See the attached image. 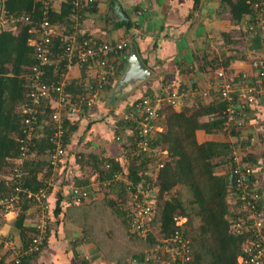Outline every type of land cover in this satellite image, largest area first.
Here are the masks:
<instances>
[{
    "label": "trees",
    "instance_id": "1",
    "mask_svg": "<svg viewBox=\"0 0 264 264\" xmlns=\"http://www.w3.org/2000/svg\"><path fill=\"white\" fill-rule=\"evenodd\" d=\"M97 4L98 0H95L86 11H96ZM221 7V15L229 16L237 28L221 33L224 44L221 55L206 54L198 57L200 72L209 73L218 67L228 69L238 57L246 58L248 49L256 47L259 50L260 47L258 38L250 40L247 34L238 29L245 15L251 12L250 4L246 0H221ZM72 8L71 0H66L59 12L51 11L52 21L70 26ZM0 13H5L6 16L28 15L35 25L43 17V4L41 0H0ZM32 25L22 24L14 29L4 27L0 32V173L10 172L12 160L20 154V143L16 136L24 134L25 115L22 105L29 98L32 67L37 61L34 47L30 44V38L36 36L30 31ZM122 26L129 30L133 22H122ZM133 40L136 41L135 38ZM61 44L57 37L53 49L54 57L61 52ZM126 61L127 57L118 66V72L124 68ZM47 77L49 82L59 78L56 65L47 67ZM209 78L211 83L204 89L197 83L192 84L191 88L187 85L179 86V90L191 89V92L196 93L191 104H186L181 110L172 106L166 107L164 118L158 122L163 129L156 132L151 144L152 147L163 146L167 150L165 157L153 151H143L139 157L131 158L127 162L128 169L125 170L121 155L108 156L86 150L76 153L75 161L79 170L76 184L91 187L94 194L77 204L64 206L62 194L52 201L53 219L60 222L72 221L82 229V236L73 241L74 245L94 241L104 256L115 264H132L135 258H143L146 251L154 248L159 243V238L171 235L177 227L174 217L182 215L188 218L183 230L193 247V258L188 264H239L238 256L242 253L247 237L231 229L232 222L236 220L228 201L233 141L223 140L218 136L223 130L225 120L223 111L226 102L220 93L224 80ZM111 85L108 83L106 89H110ZM68 89L73 92L82 90L79 80H73ZM207 90L209 94L205 96L204 92ZM152 93L155 91L148 89L134 101ZM54 110L55 108L49 106L47 114L42 115L48 122L44 126V135L32 148L35 155L27 159L23 167L26 174L22 185L32 191L49 187L53 175V170L48 168L51 167L48 153L55 147L51 141L55 126L52 119ZM80 120L65 121V145H70ZM198 130L212 134L214 138L200 142L197 137ZM115 133L124 136V127L121 125ZM233 134L240 135L235 131ZM122 147L119 145V150ZM158 159L163 166L156 170L152 168L155 173L151 175L150 167ZM142 184H147L146 188L155 191L159 198L153 221L158 227L145 235L133 228L135 212L130 202L139 189H146ZM179 186H188L190 189L191 206H185L183 200L174 195L163 201L166 194L176 191ZM11 189V186H7L0 179V192ZM22 197L19 201L20 213L13 221V229L14 226L18 228L24 243H27L37 230L26 223L27 212L33 202L23 194ZM53 223L52 220L47 241ZM100 224L111 227L107 240L102 242V229H97ZM191 226L195 228L190 230Z\"/></svg>",
    "mask_w": 264,
    "mask_h": 264
},
{
    "label": "built area",
    "instance_id": "2",
    "mask_svg": "<svg viewBox=\"0 0 264 264\" xmlns=\"http://www.w3.org/2000/svg\"><path fill=\"white\" fill-rule=\"evenodd\" d=\"M52 1L41 0L43 17L35 25L28 15L6 16L0 13L3 27L14 29L22 24H33L30 31L36 36L30 38V44L37 59L32 67L29 98L22 105L24 134L16 136L20 143V154L12 160L10 172L0 173V179L12 187L10 191L0 192V228L6 221H14L18 216L23 194L33 202L34 218L29 220V225L36 228L37 233L27 243L16 246L14 233L10 232L9 235L0 229V243L7 250L0 256V264H23L26 260H37L48 242L53 220L51 196L54 192H61L68 205L80 203L94 194L91 187L76 184V168L70 163L72 157L76 159V153L71 151L70 145H65L64 123L67 119L74 121L92 116L107 84L116 77L118 66L132 42L128 37L105 40L81 29V21L88 13L86 10L95 0H71L72 22L68 27L52 21ZM246 2L250 4L251 12L245 15L238 29L247 34L250 40L258 38L260 41L259 50H254L250 58L252 71L237 70L231 65L228 69H212L208 76L224 80L220 90L226 102L222 132L235 137L231 140L232 164L228 178V201L236 217L231 229L247 237L238 263L264 264V121L257 114L264 107V0ZM143 14V8L136 10L137 16ZM136 23L139 25V22ZM134 35L141 37V30L138 29ZM57 37L61 40L62 50L54 57ZM52 65H56L59 78L49 82L47 67ZM73 67L88 74L79 80L82 89L79 92L68 89L73 81ZM208 94V90L204 92L205 96ZM185 95L184 90L169 85L133 101L130 108L119 113L115 120V132L121 125L125 130L124 136L115 133V141L123 146L130 158L139 157L143 151L166 154L167 150L162 146L152 147V140L156 132L163 129L158 122L164 118L166 107H181ZM49 106L55 108L52 113L55 126L51 136L55 147L48 153L51 165L48 168L53 170V175L49 187L32 191L22 185L26 174L23 167L25 161L35 155L32 148L44 135V126L48 122L42 115L47 114ZM233 131L240 135H234ZM254 145H257V149ZM60 162H63L62 166ZM161 166L163 164L157 161L156 169ZM143 186L146 188L147 184ZM155 197L156 192L150 188L139 189L132 197L131 207L135 212L133 228L141 234L152 230L158 210ZM174 219L177 226L175 231L159 238L154 248L146 251L143 258H135L132 264H188L191 261L193 247L183 230L188 218L179 215Z\"/></svg>",
    "mask_w": 264,
    "mask_h": 264
},
{
    "label": "crops",
    "instance_id": "3",
    "mask_svg": "<svg viewBox=\"0 0 264 264\" xmlns=\"http://www.w3.org/2000/svg\"><path fill=\"white\" fill-rule=\"evenodd\" d=\"M65 1L54 0V10L59 12ZM139 8L144 9V14L137 16L136 10ZM221 8V0H98L97 10L84 16L81 29L105 40L128 37L134 41L135 38L140 56L153 71V76L131 92L117 97L113 96L112 92L124 68L117 72L116 77L110 82L112 87L103 91L92 116L80 118L79 128L70 141L71 151L74 154L86 150L108 156L119 155L120 144L114 139L115 120L119 113L127 110V106L148 89L159 92L169 85L173 87L187 85L191 88L194 83L203 89L209 87L211 80L208 73L198 70L197 59L206 54L221 55L224 45L221 33L237 28L229 16L221 15ZM127 21L133 22L129 30L122 26V22ZM136 22H139V25ZM3 28L0 24V32ZM138 29L141 30V37L134 35ZM15 31L18 32V29ZM256 49V47L248 49L246 58L238 57L233 61V67L251 72L250 58ZM129 54L130 51L125 53L121 63ZM126 63L127 61L124 67ZM87 75L86 71L78 67L71 70L73 80H80L82 76ZM184 91L186 95L183 98V105L177 110L191 104L195 98L196 93L191 92V89ZM257 114L264 121V107ZM222 135L228 136V140L235 138L221 132L218 135L220 139H223ZM197 137L203 142L214 138V135L198 130ZM254 148L257 149V145H254ZM70 163L79 174L75 158L72 157ZM59 194L61 192H54L51 201L57 200ZM63 205H66L64 201ZM33 211L34 209L30 208L27 212V224L34 218ZM53 221L46 248L35 262L26 260L23 264H115L112 260H106L93 242L74 245L73 241L82 236V229L76 223L60 222L56 219ZM12 226L13 221L0 229L5 233L13 230L14 243L16 246H22L24 239L19 229L15 226L13 229ZM83 255L90 257L86 260Z\"/></svg>",
    "mask_w": 264,
    "mask_h": 264
},
{
    "label": "water",
    "instance_id": "4",
    "mask_svg": "<svg viewBox=\"0 0 264 264\" xmlns=\"http://www.w3.org/2000/svg\"><path fill=\"white\" fill-rule=\"evenodd\" d=\"M153 76V71L144 63L137 48V43L130 44V54L124 72L117 82L112 95L124 96Z\"/></svg>",
    "mask_w": 264,
    "mask_h": 264
},
{
    "label": "rangeland",
    "instance_id": "5",
    "mask_svg": "<svg viewBox=\"0 0 264 264\" xmlns=\"http://www.w3.org/2000/svg\"><path fill=\"white\" fill-rule=\"evenodd\" d=\"M53 3H54V0L52 1ZM224 135V134H223ZM221 136L222 138H223V140H228L229 139V137L228 136ZM235 139V138H234ZM234 139H232V140H234ZM163 147V146H162ZM119 155H121L122 156V158L124 159V166H125V170H127L128 169V161L129 160H131V158L128 156V154H127V152H126V150L125 149H121V150H119ZM163 155V157H165V154H162ZM162 157V158H163ZM157 161H160V159L159 160H157ZM157 161H154L153 163H152V165H151V167H150V169H151V171H149L150 172V174L152 175V173H155L154 172V170H156V165H157ZM154 170H153V169ZM178 196V197H180L182 200H183V203H184V205L186 206L187 205V207H189V206H191L192 204H190V200L192 199V193H191V191H190V189L188 188V186H179V187H177V189H176V191H174V192H172V193H168V194H166L165 196H164V198H162L163 199V201L165 200V199H170L172 196ZM155 201L157 202V204H158V206H159V198L158 197H155ZM160 201H161V199H160ZM131 202V201H130ZM13 221V220H12ZM8 223H10L9 221H6L5 222V224H4V226L6 225V224H8ZM12 224V223H11ZM195 226H196V224H195ZM13 227V226H12ZM152 231H155L156 230V228L158 227L157 225H155V224H152ZM111 227H110V225H103V224H100V226H99V228H97V229H102V232H101V242L102 241H104V240H107V237L109 236V229H110ZM193 228H195V227H192L191 226V229L190 230H193ZM96 229V230H97ZM11 232H13L14 233V231L12 230ZM12 234V233H11ZM9 235H10V232H9ZM74 239V238H73ZM72 239V240H73ZM93 243H94V245L96 246V248H98V246H97V244L94 242V241H92ZM103 245H105V243L103 242ZM99 249V248H98ZM110 250H115L114 248L112 249V248H110ZM99 251L101 252V253H103L100 249H99ZM7 252V250L3 247V245H1V243H0V256H2L3 254H5ZM86 256L87 255H83V257L84 258H86ZM89 257H90V255H88ZM87 260V259H86ZM106 260H109L108 259V257H106Z\"/></svg>",
    "mask_w": 264,
    "mask_h": 264
}]
</instances>
